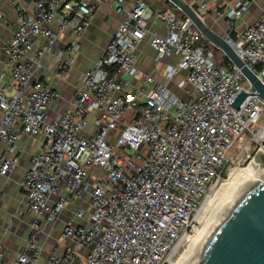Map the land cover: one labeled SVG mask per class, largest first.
<instances>
[{"label": "built area", "instance_id": "obj_1", "mask_svg": "<svg viewBox=\"0 0 264 264\" xmlns=\"http://www.w3.org/2000/svg\"><path fill=\"white\" fill-rule=\"evenodd\" d=\"M8 1L19 17L0 69V143L10 149L0 156V174L14 170L12 153L20 139L41 136V151L23 180L28 211L44 216L45 227L79 203L62 233L74 246L62 256L51 254L47 264H173L228 167L264 149V100L230 58L226 66L225 53L204 45L205 34L181 19L177 8L153 13L143 0L130 8L116 0L124 17L115 36L82 77L69 107L51 118L62 94L41 76L43 62L71 34L54 78L74 69L96 5L29 0L28 10L21 0ZM250 4L238 0L226 11L232 29L226 39L264 82V7L257 21L238 28ZM206 6L197 10L200 16ZM154 18L166 24V36L151 31ZM148 37L158 61L180 56L165 77L174 81L187 72L178 87L188 99L137 68L139 45ZM242 92L248 97L236 108ZM33 228L11 264L41 263L42 227L35 222ZM2 256L0 239V264Z\"/></svg>", "mask_w": 264, "mask_h": 264}, {"label": "crops", "instance_id": "obj_2", "mask_svg": "<svg viewBox=\"0 0 264 264\" xmlns=\"http://www.w3.org/2000/svg\"><path fill=\"white\" fill-rule=\"evenodd\" d=\"M96 5L90 26L80 38L81 48L76 54L74 69L61 79L54 78V72L60 60L59 53L64 49L66 43L71 39V34L57 50V52L44 60L41 69L43 79L52 84L62 94V98L53 104L49 111L51 118L59 117L70 105L80 87L82 77L91 70L97 59L103 53L104 48L115 36L120 23L124 17L115 7L116 0H91ZM138 0H125V7L130 6ZM153 13L164 12L171 8H177L169 0H143ZM193 6L196 10L206 4L202 16L208 24L225 38L231 35L230 19L225 14L238 0H183ZM21 5L28 10L32 9L29 0H21ZM264 7V0H251L250 9L244 14L238 23V28L243 29L257 21ZM177 15L183 19V13L177 8ZM19 12L16 6L8 0H0V69H5L3 46L14 36L18 28ZM153 33L161 36L168 34L165 23L158 19H152L149 24ZM204 45L212 47L211 41L206 40ZM157 53L151 46V37L143 40L137 51V68L141 73L151 74L157 82L170 87L173 92L184 100L188 99L187 91L178 87V83L187 72L179 73L174 81H168L165 77L168 65H175L180 60L177 53L166 56L161 61L157 60ZM44 143L41 136H24L15 145L12 157L15 160L14 170L7 176L0 174V239L3 244V264L14 262L20 250L25 245L30 232L37 222L42 227L39 232L40 242L43 246L42 261L40 264H47L51 254L64 255L68 246H74L71 240L62 237L66 223L71 219L72 212L77 208L78 202L73 203L63 213L61 218L44 227L45 217H38L28 211L27 197L23 187V180L27 170L31 167L33 155L39 154ZM10 149L6 143H0V156L8 155ZM78 220L77 222H80ZM85 252V251H83ZM77 264H83L77 262Z\"/></svg>", "mask_w": 264, "mask_h": 264}, {"label": "water", "instance_id": "obj_3", "mask_svg": "<svg viewBox=\"0 0 264 264\" xmlns=\"http://www.w3.org/2000/svg\"><path fill=\"white\" fill-rule=\"evenodd\" d=\"M213 44L225 53L253 84L256 95L264 100V82L239 58L227 39L217 33L197 10L183 0H169ZM248 94L242 92L234 102L239 108ZM264 163V159H263ZM197 264H264V182L257 180L237 196L229 214L220 219L202 245V259Z\"/></svg>", "mask_w": 264, "mask_h": 264}, {"label": "bare ground", "instance_id": "obj_4", "mask_svg": "<svg viewBox=\"0 0 264 264\" xmlns=\"http://www.w3.org/2000/svg\"><path fill=\"white\" fill-rule=\"evenodd\" d=\"M243 169L233 170L228 180L214 188L205 201L198 220L202 224L188 238L189 245L173 264H197L202 259V245L212 227L229 214L234 199L259 181L264 182V149Z\"/></svg>", "mask_w": 264, "mask_h": 264}, {"label": "rangeland", "instance_id": "obj_5", "mask_svg": "<svg viewBox=\"0 0 264 264\" xmlns=\"http://www.w3.org/2000/svg\"><path fill=\"white\" fill-rule=\"evenodd\" d=\"M222 53H219V56L221 57ZM226 58V66L229 65V57L228 56H224ZM255 157H259L258 156V149H256L252 155V158H249V159H243L241 162L240 161H237L236 163L234 164H231L229 167H228V172H227V177L225 178L226 181L228 180L231 172L233 170H236V169H243V168H246L250 163L251 161L255 158ZM198 219V218H197ZM202 227V224L199 225L198 228H201ZM195 233V232H194ZM193 235V233H191ZM189 245V241H186L185 244L182 246V248L180 249V252L179 254L177 255L176 259L183 253V251L188 247ZM175 259V260H176Z\"/></svg>", "mask_w": 264, "mask_h": 264}]
</instances>
